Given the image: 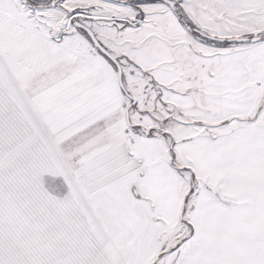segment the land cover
<instances>
[{
    "label": "snow or ice",
    "instance_id": "6c2138e0",
    "mask_svg": "<svg viewBox=\"0 0 264 264\" xmlns=\"http://www.w3.org/2000/svg\"><path fill=\"white\" fill-rule=\"evenodd\" d=\"M0 264H264V0H0Z\"/></svg>",
    "mask_w": 264,
    "mask_h": 264
}]
</instances>
